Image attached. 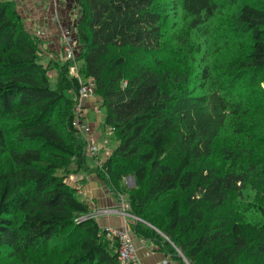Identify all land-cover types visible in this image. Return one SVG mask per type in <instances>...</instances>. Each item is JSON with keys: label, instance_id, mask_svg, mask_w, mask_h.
<instances>
[{"label": "trees", "instance_id": "1", "mask_svg": "<svg viewBox=\"0 0 264 264\" xmlns=\"http://www.w3.org/2000/svg\"><path fill=\"white\" fill-rule=\"evenodd\" d=\"M173 1L203 39L226 0ZM227 1L237 5L220 33L244 34L246 50L226 66L203 62L187 72L168 65L181 53L165 45L155 0H75L79 74L93 80L103 124L118 140L98 174L127 194L139 219L132 231L180 264L182 257L187 264H264V156L253 151L264 150V100H247L264 69V0ZM37 50L20 14L0 0V250L21 263L58 255L61 264H121L118 235L99 226L65 181L83 167L71 61L51 87ZM258 94L264 98V90ZM221 132L232 144L220 149L218 164L212 155ZM127 176L132 187L122 183ZM248 180L260 194L242 208L260 215L252 224L230 215L243 206L235 196Z\"/></svg>", "mask_w": 264, "mask_h": 264}, {"label": "rangeland", "instance_id": "2", "mask_svg": "<svg viewBox=\"0 0 264 264\" xmlns=\"http://www.w3.org/2000/svg\"><path fill=\"white\" fill-rule=\"evenodd\" d=\"M10 1L11 8H14L17 13H21V4L24 0H7ZM218 1V0H217ZM221 1V0H220ZM241 1V0H240ZM173 0H155V4H157L158 8L162 9V22H163V37L165 41V45H169L175 48H180L181 56L178 58H169L170 62L168 65L170 67H175L177 70H184L187 69V72H190L192 69L198 67L203 62H208L212 66V68L216 67L217 65H227L228 62L231 61L232 57L235 56L240 49L246 50V46L248 45V39L244 34L242 35L240 32H229L226 31L220 33V30L225 27V25L229 24L228 15L231 10L237 5V2L234 4H230L227 0L223 2L224 6L219 7V11H217L216 16L212 17L208 23V31L206 37L204 36L203 39L198 38L196 36V32L191 29L189 25L190 16L184 12L180 8H173L172 3ZM239 2V1H238ZM38 3V2H37ZM49 10V9H48ZM73 13H71L70 18L73 20L71 23H68V31L64 33V35L60 34L57 42L51 43L52 47L56 46V50H52L49 48H44V42L40 39L39 36L32 33L37 38L38 41V61L41 62L47 68V74L49 77V83L51 87H55L56 82L60 76L61 66L68 61V59L64 56V46L68 43L74 48L75 53V66L77 72H79V65L81 62L76 60L78 56V51L80 45L75 35V26L76 21L78 19L79 9L78 5L74 7ZM50 11V10H49ZM19 13V14H20ZM22 14V13H21ZM20 14V16H21ZM55 16L51 12L52 19ZM22 18V16H21ZM23 20V19H22ZM54 20V19H53ZM57 25V21H55ZM24 24V21H23ZM25 27V25H24ZM28 30V29H27ZM224 33H226L224 35ZM239 34V35H238ZM41 35V34H40ZM237 38V41L231 40ZM229 39L228 45H225V41ZM52 40V38H51ZM204 43V44H203ZM55 45V46H54ZM198 45V48L196 46ZM205 45V46H204ZM245 46V47H244ZM201 47V48H200ZM207 51V57L204 55V52ZM49 52L52 53L53 56H49ZM128 59L130 58L127 57ZM205 58V59H203ZM204 60V61H203ZM210 66V67H211ZM224 69V68H220ZM186 71V70H185ZM68 75L73 76L68 66ZM254 79L256 85L254 90L256 91V95H250L247 100L251 101L252 104L256 103L258 100L262 101L264 98L259 96V92L264 90V69L258 71L254 75ZM81 79L85 80V78L81 75ZM81 80V81H82ZM245 80V79H244ZM238 87V86H237ZM252 89V88H251ZM250 88L246 90L244 94L249 92ZM253 90V89H252ZM98 97L95 94H92L88 99L82 101V107L84 108V114L82 119L84 120L85 126H87L86 131L79 130L77 128V133L83 138V167L82 169L75 170V173L69 174L65 181L67 183V179L69 178H76L75 183L80 184V188L84 187V185L89 182V178L95 176L96 179L99 181L101 180L102 190H104L107 197H111L114 199L113 201L116 202L118 205L116 207L119 208L120 212L119 215L125 216L127 222L126 226L131 229V224L136 222L138 217L132 215L129 212V205L126 202V193H115V191L111 190L109 185L104 182L99 174V165L111 155L114 147L117 145L118 140L113 137L112 129L108 128L103 124V116L102 111L99 109L98 105ZM98 108V110H97ZM60 108L55 110L52 115V119L56 118L58 114H60ZM75 111V109H74ZM262 114V113H261ZM256 117H258L256 115ZM230 132L229 129H226ZM232 135V134H231ZM235 135V134H234ZM233 136V135H232ZM78 140V139H77ZM231 137L228 133L221 132L220 135L217 137L215 143L217 144V149L214 151V155L212 160L216 163L221 164L224 163V156L221 154V148L223 149L224 146L229 144ZM94 147V148H93ZM249 147V146H248ZM253 151H256L258 156H264V150L259 146H256ZM252 151V152H253ZM74 161V160H71ZM228 162L226 163V165ZM61 171L64 170V167L60 168ZM75 169L70 167V170ZM66 172V170L64 171ZM60 173V171H59ZM81 177V178H79ZM99 183V182H98ZM126 185V187H132L134 185V178L132 176L124 177L122 182ZM68 184V183H67ZM69 185V184H68ZM100 183L97 186L101 187ZM236 200L240 201L238 203L243 204V206H239V211L236 208L235 212H231L232 207L230 208V215L231 213L239 219L242 217V220L245 223H254L260 221V215L257 211L253 210V207L249 210L243 211L242 208L247 203H252L253 201L259 202L260 194L258 190L254 187L252 181L248 180L245 182L244 187L242 189V195L235 196ZM86 201L84 198H81ZM95 204V201H94ZM106 208V206L104 207ZM109 208V207H107ZM111 208V207H110ZM113 208V207H112ZM101 209V208H99ZM95 206L90 207L91 214L94 218L99 217L100 213ZM114 211V209H112ZM104 229H116L120 230L117 227H107ZM29 259V263L25 261L21 263L15 257L9 256V249L2 248L0 250V264H61L62 257L58 255L50 256L43 258V260L38 256H30L27 257ZM184 264L188 262L182 257Z\"/></svg>", "mask_w": 264, "mask_h": 264}, {"label": "crops", "instance_id": "3", "mask_svg": "<svg viewBox=\"0 0 264 264\" xmlns=\"http://www.w3.org/2000/svg\"><path fill=\"white\" fill-rule=\"evenodd\" d=\"M38 2V3H37ZM75 0H24L21 6V16L24 21L25 28L31 33L36 34L44 42V48L56 50V46L53 48L51 43L54 40L57 42L60 34L64 35L68 31V23L73 20L70 18L73 13L74 7H76ZM50 11H49V10ZM51 12L54 20L51 17ZM57 21V25L55 23ZM41 34V35H40ZM52 38V40H51ZM49 56H53L49 52ZM72 175V174H71ZM81 178V177H79ZM76 178L67 179V183L76 187L79 198H86L85 202L89 207L95 206L96 208L113 207L112 212H100L99 217H95V220L101 228L117 227L119 229H125L130 237L135 248V254L141 264H161L166 256L164 252L159 250L153 242L143 239L137 236L132 230L126 226V218L119 215L120 210L116 207L118 204L114 202L111 197H107L104 190H102L101 180H97L95 176L89 178L84 187L80 188L79 183H75ZM101 187L97 186V184ZM83 200V199H82ZM95 201V204H94ZM100 210V209H99ZM98 210V211H99ZM169 264H180L176 259L168 257Z\"/></svg>", "mask_w": 264, "mask_h": 264}, {"label": "built area", "instance_id": "4", "mask_svg": "<svg viewBox=\"0 0 264 264\" xmlns=\"http://www.w3.org/2000/svg\"><path fill=\"white\" fill-rule=\"evenodd\" d=\"M64 56L66 59L70 60L71 63L69 64V69L71 74L77 78L79 87L77 90V102L75 105L74 111V118H73V125L75 128L79 129L80 131L84 129L86 131L87 126H85L84 120L82 116L84 114V106L82 107V101L88 99L92 94H94V83L91 78L82 80L81 75L76 70L75 64V53L74 48L71 44H66L64 46ZM82 80V81H81ZM96 107H98L96 105ZM98 110V108H97ZM94 148V147H93ZM112 208H102L99 212H112ZM107 234H117L118 235V247H117V254L118 260L121 264H141L135 254V248L132 242V238L130 237L129 233L125 229H106ZM161 264H169L168 257H165Z\"/></svg>", "mask_w": 264, "mask_h": 264}]
</instances>
